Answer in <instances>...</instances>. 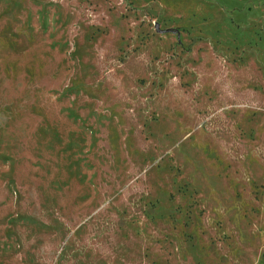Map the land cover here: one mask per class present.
<instances>
[{
    "label": "rangeland",
    "instance_id": "obj_1",
    "mask_svg": "<svg viewBox=\"0 0 264 264\" xmlns=\"http://www.w3.org/2000/svg\"><path fill=\"white\" fill-rule=\"evenodd\" d=\"M0 264H264V0H0Z\"/></svg>",
    "mask_w": 264,
    "mask_h": 264
}]
</instances>
